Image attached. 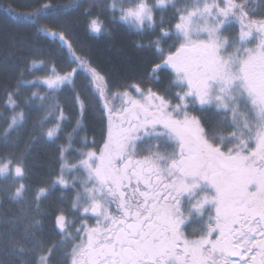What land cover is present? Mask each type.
Segmentation results:
<instances>
[{"label": "snow or ice", "instance_id": "1", "mask_svg": "<svg viewBox=\"0 0 264 264\" xmlns=\"http://www.w3.org/2000/svg\"><path fill=\"white\" fill-rule=\"evenodd\" d=\"M50 7L8 9L37 39L0 78V204L18 206L0 213V264H264V0H71L59 29ZM74 14L139 37L137 79L112 90Z\"/></svg>", "mask_w": 264, "mask_h": 264}, {"label": "trees", "instance_id": "2", "mask_svg": "<svg viewBox=\"0 0 264 264\" xmlns=\"http://www.w3.org/2000/svg\"><path fill=\"white\" fill-rule=\"evenodd\" d=\"M86 3L87 0H82ZM71 3V0H0V78L12 74L11 65L14 63V55L23 54V45L34 39H37L35 28L27 23H21L15 15H11L8 9L11 7L16 12L27 13L37 7L45 4L50 5L49 16L42 20L41 24L53 25L59 29L60 25L56 23V9L63 5ZM64 19V17H60ZM73 23L77 25L70 34L74 47L80 52H87L93 62L107 75L112 86V90H118V86L125 82H132L143 72L145 65L142 63L144 55L136 47L139 37L126 26H117L110 36H94L86 33L82 25L79 24L76 14L73 15ZM15 41L18 50L12 48ZM45 47L51 50L52 56L59 59L56 45L51 43V38L44 40ZM69 67L68 65H61ZM31 78V77H28ZM164 83H167L165 78ZM35 115L32 119H37ZM102 121L100 112H92L86 121L87 134L91 137L93 134L97 138L101 135ZM71 128H69V131ZM84 133H81L83 135ZM7 151L0 147V153ZM53 149L42 147L33 157L36 161L32 165L36 175L44 172L47 164L52 158ZM3 197V193H0ZM47 201L44 202L45 206ZM18 211V206L6 198L0 204V213H6L8 216L14 215ZM52 232L50 221L44 223V234L50 240L56 239Z\"/></svg>", "mask_w": 264, "mask_h": 264}, {"label": "flooded vegetation", "instance_id": "3", "mask_svg": "<svg viewBox=\"0 0 264 264\" xmlns=\"http://www.w3.org/2000/svg\"><path fill=\"white\" fill-rule=\"evenodd\" d=\"M192 227H196V224H195V223H193Z\"/></svg>", "mask_w": 264, "mask_h": 264}]
</instances>
